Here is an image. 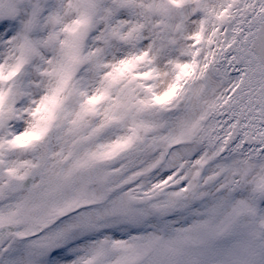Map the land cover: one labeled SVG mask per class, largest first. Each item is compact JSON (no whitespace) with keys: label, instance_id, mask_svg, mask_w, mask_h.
<instances>
[{"label":"snow or ice","instance_id":"1","mask_svg":"<svg viewBox=\"0 0 264 264\" xmlns=\"http://www.w3.org/2000/svg\"><path fill=\"white\" fill-rule=\"evenodd\" d=\"M0 264H264V0H0Z\"/></svg>","mask_w":264,"mask_h":264}]
</instances>
